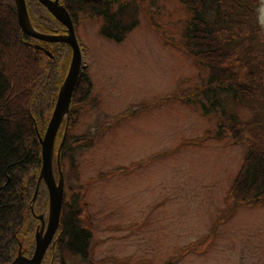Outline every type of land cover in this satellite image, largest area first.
<instances>
[{"label":"rangeland","instance_id":"1","mask_svg":"<svg viewBox=\"0 0 264 264\" xmlns=\"http://www.w3.org/2000/svg\"><path fill=\"white\" fill-rule=\"evenodd\" d=\"M131 1L138 23L118 42L100 33L101 16L78 11L73 17L83 70L71 97L60 167L65 212L73 205L89 236L83 254L62 252L63 264H264V187L252 191L250 201L229 198L256 141L246 123L256 116L264 120V0L249 4L253 17L235 9L234 18L252 30L238 25L220 36L233 39L224 44L221 84L251 90L237 91V97L221 90V106L201 93L209 68L182 44L190 16L182 0ZM61 46L57 55L65 53L69 63L71 50ZM19 55L10 50L2 57L17 80L12 91L28 87L31 70L39 68L32 55ZM40 60L39 69L47 70L46 57ZM62 64L55 76L63 77ZM46 73L47 85L31 108L43 111L37 120L42 128L58 92L56 77ZM234 122L245 129L234 132ZM53 170L56 177L55 159ZM47 198L44 189L34 191L25 213L21 237L28 257L37 215L47 220Z\"/></svg>","mask_w":264,"mask_h":264},{"label":"trees","instance_id":"2","mask_svg":"<svg viewBox=\"0 0 264 264\" xmlns=\"http://www.w3.org/2000/svg\"><path fill=\"white\" fill-rule=\"evenodd\" d=\"M254 1L256 0H249L247 4L241 0H182L190 13L182 30V44L198 63L209 68L205 88L201 89V93L211 95L208 98H211L214 104L221 106L222 98L219 97L221 90H229L232 97H237V91L244 95L251 91L247 85L242 83L235 87L231 83L221 84L223 64L228 59V48L226 49L224 44L233 43V39L223 40L220 36L238 25L249 26L252 30L246 20L234 18L233 15L236 13L235 9L239 11L243 8L248 16L253 17L254 8L249 4ZM25 2L33 27L45 33H58L62 30L63 26L41 3L37 0H25ZM59 2L69 12L73 24L75 23L73 17L78 11L101 16L103 23L100 33L113 41L122 40L125 34L138 23L137 8L132 5L131 0L125 2H119V0H59ZM115 6L116 8L113 9ZM42 44L47 47L50 55L45 52L46 49L40 47ZM61 45L68 46L62 42H43L23 33L17 23L14 1L0 0V264H10L19 250L22 255H25L24 249L22 250L23 235L21 232L26 223V210L31 212L29 203H31L37 186L41 167L38 134L42 135L44 132L42 130L45 129L37 124L38 119L42 120L43 111L40 109L38 113L36 110L33 112L31 108L36 109L38 91L47 85V82L44 84L42 81V78L47 77V70L50 76L56 77V88L59 89L69 65L65 53L57 55L63 48ZM10 50L16 52L17 57L20 56L19 52L22 56L32 55L33 59L39 61V68L43 65L40 63L42 61L40 56L46 57L48 62L44 60L45 62L42 63L45 64L47 70L39 68L31 70L33 77L29 86L20 89L17 87L12 91L17 80L9 71L6 72L9 62L2 58L5 53L9 55ZM54 58H56L55 62L49 63L54 61ZM62 63H65L63 77L55 76L54 70H57L58 64L63 65ZM253 68L251 66L250 71L260 73V70H253ZM242 75L247 74L242 73ZM238 81L240 80L237 79L236 82ZM213 83L217 86H211ZM202 107L205 108L204 104ZM222 110L225 113L224 108ZM68 119L69 116L66 122ZM246 124L251 125L249 129H252L256 141L246 151L244 161L230 189L229 198L232 199L234 195H237L242 200L250 201L254 197L251 192L256 191L255 194H257L258 190L264 187V120L256 116ZM236 125L237 123L234 122L231 127L234 132L244 127L236 129ZM61 136L62 134L59 136V142ZM65 138L59 153L60 157L68 136L66 135ZM37 189H44L47 192L43 180L38 183ZM65 207L66 202L62 200L59 227L40 264H63V251L68 250L71 254L85 252L89 231L81 225L80 220H77L78 217L74 216V211L78 210L72 205L73 209L65 212ZM36 227L34 226L33 229ZM186 250H188L187 247L184 251ZM48 252H50L49 257H47Z\"/></svg>","mask_w":264,"mask_h":264},{"label":"water","instance_id":"3","mask_svg":"<svg viewBox=\"0 0 264 264\" xmlns=\"http://www.w3.org/2000/svg\"><path fill=\"white\" fill-rule=\"evenodd\" d=\"M16 8L17 23L21 31L35 39L46 42H63L70 47L71 57L65 76L59 86L56 101L42 134H38L41 151V167L37 178L38 183L43 180L48 194L47 220L44 223L43 216L37 215L39 226L34 232V250L30 257L24 256L18 251L10 264H40L44 253L52 241L59 227L60 211L63 200L64 178L60 167V149L67 130L66 120L69 115L71 97L79 81V75L83 70V56L80 44L77 41L75 28L67 9L59 0H37L48 12L64 26L65 33H45L37 30L30 22L25 0H13ZM50 55L49 51L45 50ZM64 122L61 141L54 152L57 133ZM55 159L56 173L54 175L53 160ZM35 188V193L37 190ZM35 195V194H34Z\"/></svg>","mask_w":264,"mask_h":264},{"label":"flooded vegetation","instance_id":"4","mask_svg":"<svg viewBox=\"0 0 264 264\" xmlns=\"http://www.w3.org/2000/svg\"><path fill=\"white\" fill-rule=\"evenodd\" d=\"M55 19V18H54ZM56 20V19H55ZM57 21V20H56ZM58 22V21H57ZM59 23V22H58ZM61 25V24H60ZM61 26H63V25H61ZM62 30H60L58 33H65V31H64V26H63V28H61ZM44 42V41H43ZM46 42V41H45ZM63 43V42H62ZM40 47H42L43 49H46V50H48L47 49V47L46 46H44L43 44H42V46L40 45ZM41 51H42V49H40ZM28 257V256H27Z\"/></svg>","mask_w":264,"mask_h":264},{"label":"bare ground","instance_id":"5","mask_svg":"<svg viewBox=\"0 0 264 264\" xmlns=\"http://www.w3.org/2000/svg\"><path fill=\"white\" fill-rule=\"evenodd\" d=\"M59 132V131H58ZM58 134V133H57ZM39 135H41V134H39ZM42 136V135H41ZM61 138H62V136H61ZM56 139H57V136H56ZM65 139V138H64ZM61 141V140H60ZM55 142H56V140H55ZM60 143V142H59ZM63 144V143H62ZM59 145V144H58Z\"/></svg>","mask_w":264,"mask_h":264}]
</instances>
